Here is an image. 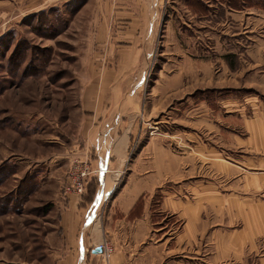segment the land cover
<instances>
[{"label":"rangeland","instance_id":"obj_1","mask_svg":"<svg viewBox=\"0 0 264 264\" xmlns=\"http://www.w3.org/2000/svg\"><path fill=\"white\" fill-rule=\"evenodd\" d=\"M124 1L143 23L146 0ZM187 1L157 2L149 24L100 40L109 0H0V264H57L62 208L91 206L108 176L111 195L144 193L150 231L174 202L234 208L250 195L203 152L234 164L264 129V9L222 19L216 0ZM107 125L101 147L129 149L100 169ZM81 170L84 192H70Z\"/></svg>","mask_w":264,"mask_h":264},{"label":"crops","instance_id":"obj_2","mask_svg":"<svg viewBox=\"0 0 264 264\" xmlns=\"http://www.w3.org/2000/svg\"><path fill=\"white\" fill-rule=\"evenodd\" d=\"M42 1L44 5H48L50 1L61 0ZM164 1L146 0L145 6L149 12L145 10L142 23V18L135 16L124 0H109L106 7L115 10L105 14L102 22L105 26L101 25L98 29V37L100 36V40H115V35H129V30L135 29V26H129L136 25L138 29V26L146 22L149 24L147 14L155 10L157 2L161 4ZM205 1L187 2L190 3L191 9L196 6L207 9ZM216 1L220 4L218 8L222 10V15L219 13L222 19L227 15L232 19L236 18L235 15L239 14V11L242 12ZM243 9L247 10V7ZM99 14L104 15L103 12H97L95 15ZM120 20L125 22L120 23ZM119 24L126 26L121 27ZM115 27L120 32L114 33ZM136 34L138 36V33ZM175 34L177 37L184 35L178 29ZM142 38L143 34L138 39ZM133 52L139 54L140 51L134 48ZM189 59L191 60L186 58L184 62L189 64ZM196 61L198 65L205 64L203 60ZM108 126H105V137L95 139L96 152H103L101 162L98 160L100 169L114 167L111 157L114 155L123 159L124 153L129 149V144L124 141L127 138H122L120 145L117 143L111 149L101 147L103 140L112 134L113 130L108 131ZM122 136L124 137V134ZM251 136L254 145L250 141L244 143L247 148L240 144L247 154L240 155L241 158L235 160L234 164L215 158L213 160H216V163L210 166L208 162L215 154L211 156V151L203 152L208 157L207 163L206 160L203 161L205 165L215 169L218 175L233 177L234 183L240 186L241 191L250 193L238 195L241 207H191L174 202L170 207H162L158 211L160 219L155 221L151 231L144 230L148 221L146 219L144 223L145 218L150 215L144 209V193L126 187L111 198L115 182H110L108 176L104 181H99L101 186L91 206L82 207L78 199L72 197L68 206L62 208L59 227L65 240L63 249L58 253L57 264H102L100 254H94L93 251L104 241H108L115 248L110 264H264V129L256 128ZM123 165L119 160L116 174ZM106 172L111 176L114 173L110 169ZM98 173L100 174V170ZM258 190H261L263 198L261 195L255 197L254 193ZM205 198L209 199V195ZM100 209L102 212L98 221L99 216L96 214H99Z\"/></svg>","mask_w":264,"mask_h":264},{"label":"built area","instance_id":"obj_3","mask_svg":"<svg viewBox=\"0 0 264 264\" xmlns=\"http://www.w3.org/2000/svg\"><path fill=\"white\" fill-rule=\"evenodd\" d=\"M77 175H74L73 177V186L72 191L77 194H82L84 192V177L86 176V172L84 170H81V172H77ZM97 247H100L102 249V253L100 256L102 257V264H110L111 258L115 252L114 246L109 243L108 241H104L102 244L98 245ZM96 247V248H97Z\"/></svg>","mask_w":264,"mask_h":264},{"label":"trees","instance_id":"obj_4","mask_svg":"<svg viewBox=\"0 0 264 264\" xmlns=\"http://www.w3.org/2000/svg\"><path fill=\"white\" fill-rule=\"evenodd\" d=\"M220 2H223L227 4L228 6L235 8V9H242L247 6L249 7H255V8H261L264 9V0H218ZM228 58V56H227ZM97 191L92 192V198L90 199V203L92 204L95 200V197L97 195ZM115 195H111V198H114Z\"/></svg>","mask_w":264,"mask_h":264},{"label":"water","instance_id":"obj_5","mask_svg":"<svg viewBox=\"0 0 264 264\" xmlns=\"http://www.w3.org/2000/svg\"><path fill=\"white\" fill-rule=\"evenodd\" d=\"M94 254H97V255H99V254H101L102 253V249L100 248V247H97V248H95L94 249Z\"/></svg>","mask_w":264,"mask_h":264}]
</instances>
